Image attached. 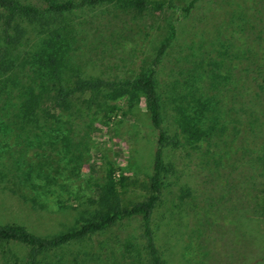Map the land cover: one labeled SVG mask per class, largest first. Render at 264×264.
<instances>
[{
	"label": "rangeland",
	"instance_id": "1",
	"mask_svg": "<svg viewBox=\"0 0 264 264\" xmlns=\"http://www.w3.org/2000/svg\"><path fill=\"white\" fill-rule=\"evenodd\" d=\"M23 1L43 4L42 0ZM163 1L166 4L160 10L139 11L116 4L77 9L72 16L82 24L83 36L73 51L74 66L86 75L107 79L138 75L150 65L167 35L169 22L174 21L177 36L158 71L164 96L176 91L182 96L179 101L184 102L186 86L194 83L200 86L199 91L211 86L222 103L239 107V97L232 96L238 87L224 79L212 84L210 73L216 67L210 63L228 61L227 56L236 55L244 41L264 42V0H196L189 10L193 0ZM224 49H229L228 54L223 53ZM233 61L237 68L234 76H247L239 72L241 62ZM220 71L224 73V68ZM254 75H250V88L244 93L246 104L263 121L249 132L254 149L243 157L229 155L222 163L210 156L206 142L168 151L167 161L173 170L168 178L166 203L156 216L167 264H264V212L255 209V187L264 167L253 160L263 155L264 92L257 85L258 79L252 78ZM173 84L177 88L172 89ZM117 103L120 110L111 120L99 108H85L70 131L55 139V150L45 145L43 134L35 138L45 148V160L35 158L34 164L39 163L48 172L57 168L54 184H47L39 194L46 205L33 207L31 202L0 189V221L23 223L40 234L76 226L87 215L86 209L94 205L108 162L117 167V178L127 177L129 189L122 195L123 203L149 194L158 131L143 98L131 107L125 99ZM32 154L33 146L29 157ZM118 232L140 233L138 221L124 224ZM96 244L86 241L70 245L65 257L71 258Z\"/></svg>",
	"mask_w": 264,
	"mask_h": 264
},
{
	"label": "trees",
	"instance_id": "2",
	"mask_svg": "<svg viewBox=\"0 0 264 264\" xmlns=\"http://www.w3.org/2000/svg\"><path fill=\"white\" fill-rule=\"evenodd\" d=\"M42 1V5H35L23 0H0V189L31 202L33 207H44L39 194L56 180L57 168L48 172L39 163L34 164L35 158L45 160V148L35 138L43 134L45 145L55 150V139L70 131L85 108H99L111 120L120 110L118 100L125 99L131 107L143 98L151 123L158 131L157 146L149 194L143 199L123 203L122 195L129 189L127 177L117 178V167L108 162L94 205L86 209L87 215L76 226L40 234L23 223L0 221V264H167L156 216L166 203L168 178L173 170L172 163L167 161L168 151L181 146L194 148L206 142L210 156L222 163L229 155L243 157L254 149L249 132L263 121L246 104L244 93L245 88H250L253 72L252 78L258 79L257 85L264 92V42L244 41L236 55L227 56L228 61L210 63L216 67L210 73L211 83L231 80L238 87L232 96L239 97V107L222 103L211 86L207 91H199L200 86L194 83L186 86L183 102L176 91L164 96L166 92L158 81L159 67L177 36L174 21L169 22L167 35L150 65L138 75L123 79L86 75L72 60L76 44L83 36L82 24L72 16L77 9L116 4L139 11L160 10L165 1ZM226 52L229 49H224L223 53ZM233 60L241 62L239 72L247 76H234L233 70L237 68ZM223 68L224 73H218ZM198 75L202 77V72ZM192 76L198 80L195 74ZM175 88L173 84L172 89ZM32 146L34 154L29 157ZM261 150L263 155L253 160L264 167V145ZM259 174L255 209L264 212V169ZM136 220L140 233L118 232L124 224ZM86 241L97 244L71 258L65 257L66 248Z\"/></svg>",
	"mask_w": 264,
	"mask_h": 264
}]
</instances>
